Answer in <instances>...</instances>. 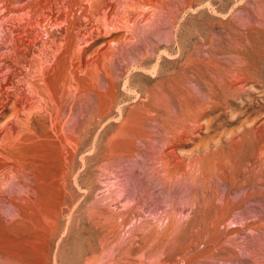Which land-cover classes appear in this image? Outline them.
<instances>
[{
	"label": "rangeland",
	"instance_id": "374dc122",
	"mask_svg": "<svg viewBox=\"0 0 264 264\" xmlns=\"http://www.w3.org/2000/svg\"><path fill=\"white\" fill-rule=\"evenodd\" d=\"M0 264H264V0H0Z\"/></svg>",
	"mask_w": 264,
	"mask_h": 264
},
{
	"label": "bare ground",
	"instance_id": "6f19581e",
	"mask_svg": "<svg viewBox=\"0 0 264 264\" xmlns=\"http://www.w3.org/2000/svg\"><path fill=\"white\" fill-rule=\"evenodd\" d=\"M39 37V36H38ZM40 38H41V36H40ZM45 42V41H44ZM27 101V100H26ZM2 193V192H1ZM15 211V210H14Z\"/></svg>",
	"mask_w": 264,
	"mask_h": 264
}]
</instances>
